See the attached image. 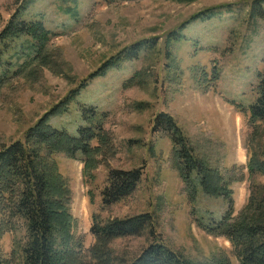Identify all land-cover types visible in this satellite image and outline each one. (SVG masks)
<instances>
[{
  "label": "rangeland",
  "instance_id": "1",
  "mask_svg": "<svg viewBox=\"0 0 264 264\" xmlns=\"http://www.w3.org/2000/svg\"><path fill=\"white\" fill-rule=\"evenodd\" d=\"M10 20L13 26L40 21L50 37L41 44L25 33L0 35V149L24 141L27 129L66 99L48 117L50 126L78 136L94 108L90 122L101 124L110 140L108 149L103 133L89 141L97 147L89 177L83 152L49 157L71 189L67 207L86 260L91 264L95 242L92 215L149 212L170 250L195 263L241 264L217 225L225 214L242 212L257 221L264 206V200L257 206L264 174L249 170L251 156L264 157V120L253 122L249 111L264 76V0H0V33ZM109 59L106 72L91 76ZM188 152L216 169L212 180L225 184V192L206 193L194 173L198 192L189 198ZM110 169H139L141 176L127 198L105 205ZM13 237H0L6 257ZM156 239L145 231L114 238L109 263L129 264Z\"/></svg>",
  "mask_w": 264,
  "mask_h": 264
},
{
  "label": "trees",
  "instance_id": "2",
  "mask_svg": "<svg viewBox=\"0 0 264 264\" xmlns=\"http://www.w3.org/2000/svg\"><path fill=\"white\" fill-rule=\"evenodd\" d=\"M15 15L16 12L11 19ZM32 22L22 20L13 26L10 20L0 35L8 32L25 33L41 44L46 43L50 33L43 28L44 25L40 21ZM44 55L49 57L48 54ZM41 61L46 62L43 60V54ZM112 61L109 59L103 63L91 76L106 72ZM256 89L257 97L249 108L253 122L264 120V76L259 77ZM68 100L50 108L30 126L25 133L24 141L15 140L0 149V237L9 232L14 234L13 239L17 240L13 241V248L8 257L0 251V264H12L10 262L12 260L14 264H90L86 260L82 239L76 238L73 234L74 223L67 207L71 189L61 173H57L54 163L53 167L51 166L49 157L54 153H64L73 157L77 151H81L85 154L82 159L83 171L89 177L88 169L92 168L95 162L94 159L88 166L91 161L90 155L97 150L96 145H89V141L100 138L103 133L105 137L102 135V140L105 139L106 144L104 148L108 149L110 140L104 130L101 132V124L90 122L95 117L94 108L86 115L89 127H80L78 136H71L63 129L50 126L48 117L56 113L58 107L60 112L62 105ZM162 115L166 117L167 125L172 127L174 138L189 150L188 142L181 137L179 129L167 115ZM100 152H103V149ZM184 156L187 157L188 166L183 180L189 187V198L192 201L196 200L198 192L192 179L194 173L201 176L199 184L206 193L212 195L226 191L225 184L217 186L212 180L216 169L203 166L189 152ZM249 163V170L256 169L264 174V157L260 159L253 155ZM108 173L109 184L101 193L105 205L127 198L141 176L139 169H110ZM262 200L264 192L257 206L260 207L259 203ZM250 205L251 200H248L245 208L249 209ZM225 216L217 228L226 231L225 237L232 242L236 251L238 250L240 263L264 264V206L260 212L255 213L257 221L252 220V215L243 212L236 218L231 217V214ZM92 218L91 232L95 242L88 251L91 264H110L109 261L113 257L109 249L111 240L138 235L144 231L150 236H157L158 239L151 240L129 264H214L195 263L170 250L159 238L160 233L154 232L155 221L149 212L124 218L102 220L98 215H92Z\"/></svg>",
  "mask_w": 264,
  "mask_h": 264
}]
</instances>
